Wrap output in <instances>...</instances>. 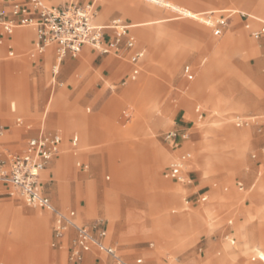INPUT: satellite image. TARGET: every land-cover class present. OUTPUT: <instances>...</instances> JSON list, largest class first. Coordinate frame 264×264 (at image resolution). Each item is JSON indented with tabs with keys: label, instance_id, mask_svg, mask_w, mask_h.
Masks as SVG:
<instances>
[{
	"label": "rangeland",
	"instance_id": "rangeland-1",
	"mask_svg": "<svg viewBox=\"0 0 264 264\" xmlns=\"http://www.w3.org/2000/svg\"><path fill=\"white\" fill-rule=\"evenodd\" d=\"M80 1L95 3L96 24L119 19L132 27L146 52L140 73L125 84L124 78L132 70L129 54H101L91 46H84L90 52L85 53L83 47L76 56L67 54L60 62L54 47L53 60L47 64L45 52L37 51L36 28L29 43H11L13 56L0 45V123L8 126L0 137V160L9 153L22 152L41 128L59 132L62 148L47 170L66 158L67 168L61 178L53 172L45 177L44 172V192L60 210L76 211L79 222L101 221L108 229V242L118 245L129 259L142 258L145 264H264L254 252L264 251L259 242L264 240V187L259 190L264 183V136L252 121L248 126L236 125L237 117L264 115V65L260 62L264 61V40L255 41L240 16L243 12L264 18L253 7L257 0H106L108 9L100 0ZM44 2L49 7L61 3ZM134 7L143 13L136 16L129 11ZM225 9L236 15L223 35L217 36L207 26L204 14ZM195 12L204 14L190 17ZM159 19L160 23L133 28L137 22ZM238 25L241 33L236 42L231 35ZM29 29H17L16 37ZM139 32L151 36V43H145ZM246 40L259 44L260 52L246 51ZM35 55L41 60L33 58ZM112 59L121 64L119 72L107 68ZM67 60L71 66H66ZM20 98L28 99L27 110ZM233 101L244 109L236 110ZM198 107L204 112L202 120ZM18 118L31 129L18 127ZM79 119L90 121L92 133L79 132ZM183 129L189 139L177 154L185 150L193 154L185 168L191 185L164 176L177 160L172 161L177 154H169L165 136ZM75 136L79 138L76 146L72 141ZM87 143L91 144L89 151L84 148ZM121 149L134 163V176H119L120 185L113 187L111 150L120 164ZM152 150V170L147 171ZM79 163L87 164L88 169ZM88 185L94 192L93 198L90 189L87 199L89 214L84 197L78 194L80 189L88 191ZM64 186L68 191L65 206L61 202ZM166 186L175 199L162 204L158 194ZM12 191L0 190V264H75L68 260L67 242L62 249L54 246L51 214L28 206L19 194L10 196ZM102 193L114 215L107 204L99 205ZM203 193L208 201L198 203L196 199ZM95 204L102 209L98 211ZM6 207L10 210L5 214ZM33 214L47 220L42 235L34 225L24 226L23 219ZM19 231L20 237L15 235ZM76 264L112 263L93 253Z\"/></svg>",
	"mask_w": 264,
	"mask_h": 264
},
{
	"label": "built area",
	"instance_id": "built-area-1",
	"mask_svg": "<svg viewBox=\"0 0 264 264\" xmlns=\"http://www.w3.org/2000/svg\"><path fill=\"white\" fill-rule=\"evenodd\" d=\"M0 27L4 37H12L16 30L34 26L37 31V51L43 54L45 49L53 45L56 47L58 57L63 59L67 54L76 56L84 46H91L101 54H120L126 50L131 52V63L134 66L131 79L134 80L140 73V65L145 57V51L137 48L136 39L130 33V28L121 20L113 21L109 26L95 24L96 11L92 4L69 3L64 7H48L42 0H0ZM231 13L222 15L217 12L204 14L205 20L213 25L214 33L222 36L229 26ZM243 19H255L247 14H241ZM256 20V19H255ZM259 21V20H257ZM261 27L251 32L256 39L264 37V20H260ZM250 29V25L246 26ZM106 30L115 32L112 40L108 41ZM3 44V39L0 40ZM13 54L11 53V56ZM126 84V82H125ZM198 112L200 110L198 109ZM203 115H200V119ZM251 121L258 126L259 133L264 136V115L261 117H237V127L250 125ZM18 126H24V121L17 120ZM5 129L0 126V137ZM168 140H188V133L177 131L166 135ZM62 139L59 135L40 132L38 136L30 139L22 153H9L0 160V188H10L9 193L19 194L30 207L39 208L53 216L54 246L62 248L64 241L74 232L68 250V260L71 263L84 261L87 254H102L114 264H143L142 259L135 263L129 262L114 246L106 244L107 229L101 221L95 224H80L75 211L63 212L58 209L42 189L41 176L49 163L60 152ZM78 138L73 140L76 146ZM193 156L189 152L181 154L169 166L165 176L177 182H185L183 173ZM84 170L88 166L78 164ZM243 189V186L240 185ZM232 244L235 241L231 240Z\"/></svg>",
	"mask_w": 264,
	"mask_h": 264
},
{
	"label": "crops",
	"instance_id": "crops-1",
	"mask_svg": "<svg viewBox=\"0 0 264 264\" xmlns=\"http://www.w3.org/2000/svg\"><path fill=\"white\" fill-rule=\"evenodd\" d=\"M43 2H44V0H42ZM61 1V3L58 5V6H53V7H64V6H66V5H68L69 3H72V2H74V3H80V4H82L81 3V1L80 0H60ZM45 3V2H44ZM46 4V3H45ZM88 4H92L93 6H94V9H95V3L93 2V3H88ZM47 5V4H46ZM48 6V5H47ZM49 7V6H48ZM254 7V6H253ZM0 8H1V6H0ZM253 9V8H252ZM95 11H96V9H95ZM210 12H217V13H219V14H222V15H228V13H231V16H230V19H229V22H230V20L233 18V16H235L236 14L234 13V11H232V10H230V9H225V10H219V11H210ZM206 13H208V12H206ZM237 14H240V12L239 13H237ZM241 14H247V15H249V16H251L252 18H255V19H244L245 21V27L247 26V24H249L250 25V29H248L247 27H246V29L249 31V33H250V36L255 40V41H261V40H264V37H262V38H260V39H256V38H254L253 36H252V34H251V32L253 31V30H257V29H259L260 27H261V22H260V20H264V18H261V17H258V16H256V15H254V14H248V13H241ZM241 14H240V16H241ZM242 18V17H241ZM243 19V18H242ZM116 20H119V19H116ZM257 20H259V21H257ZM113 21H115V20H112V21H110V23L109 24H106V25H101V24H96V25H99V26H104V27H107V26H109ZM237 21V20H236ZM208 22L206 21V24H207ZM125 24V23H124ZM125 25H127V24H125ZM129 28H130V33H131V35H133L134 37H135V39H136V43H137V48L138 49H142V50H144L145 51V49L144 48H142V47H140L139 46V44H138V40H137V37H136V35L132 32V28L130 27V25H127ZM207 26L208 27H210V28H212V30L214 31V27H213V25H211V24H207ZM28 28H31V29H29V30H27V31H21V32H19L18 34H17V37H16V35L14 34L12 37H9V38H7V37H4L3 36V34H2V29H1V32H0V40L1 39H3V44H0L2 47H7L8 48V51H9V55L11 56V53L14 55V51H13V46L11 45V43L13 42V41H16V40H18L19 42H22V43H24V44H27V43H29V41H31V39L33 38V30H35V27L34 26H30V27H28ZM236 29H237V27H235L234 28V30L236 31ZM230 30V29H229ZM228 30V31H229ZM17 31V30H16ZM16 33V32H15ZM196 33H198V35H203V33L202 32H196ZM114 35H115V32L113 31V30H106V37H107V40L108 41H110V40H112V38L114 37ZM15 36V37H14ZM232 39L231 40H233V41H236L237 42V39L239 38V33L238 32H234L232 35ZM247 41V40H246ZM248 42V44H245V49H246V51H249L250 53H255L254 51L257 49L258 50V52H260V48H259V44H257V43H252V42H249V41H247ZM54 47L55 46H51L50 47V49L49 50H47L46 52H45V55H43V58H44V60H45V62L47 63V64H51V62H52V60H53V49H54ZM123 51H125L126 53H128L129 54V63L131 64V66H132V70H131V72L124 78V80H125V82L127 83L129 80H132L131 79V75H132V73H133V70H134V66H133V64L131 63V60H130V57H131V52H129V51H126V50H123ZM84 52L85 53H87V52H90V50L87 48V47H84ZM146 53V52H145ZM12 55V56H13ZM117 56H118V54H116ZM255 55V54H254ZM33 58H35V59H37L38 58V60L40 61L41 60V57H38V56H33ZM239 58H241V57H239ZM144 59V58H143ZM263 65H264V61H260ZM142 63V62H141ZM261 63H259V64H261ZM71 64H72V62L70 61V60H67L66 61V66L68 67V66H71ZM261 64V65H262ZM56 66V65H55ZM55 66H54V68H55ZM106 66H107V68H109V70H111V71H113V72H119V70H118V65L114 62V60L112 59V60H110V61H108L107 63H106ZM56 69L58 70L59 68L58 67H56ZM55 69V70H56ZM57 70H56V72H57ZM149 70H151V69H149ZM140 71H141V65H140ZM149 79H150V77H149ZM150 81V80H149ZM129 91V90H128ZM127 91V92H128ZM52 98V97H51ZM50 98V99H51ZM19 100H22V102H23V108L24 109H28L29 108V101H28V99H26V98H20V99H18V101ZM50 101V100H49ZM244 107V106H243ZM198 109L200 110V112H198ZM196 112L198 113V117H199V119H200V115L202 114L203 116H204V112L203 111H201V109L198 107L197 109H196ZM18 119H21V120H23L22 118H18ZM17 119V120H18ZM200 120H202V119H200ZM24 121V120H23ZM24 126H18V124H17V126L18 127H21V128H25L26 130H30L31 129V125H29V124H27L25 121H24ZM76 125H78L79 126V132H82V131H85V130H90V121L89 120H86V119H79L78 121H77V123H76ZM0 126L1 127H3L4 129H5V132H6V130H7V125H2L1 123H0ZM172 131H177V132H180V133H188V131L186 130V129H183L182 131H179V130H172ZM172 131H170V132H172ZM40 132H48V133H53V134H57V135H59L60 137H61V139H62V136H61V134L59 133V132H55V131H46V130H44V129H40L39 131H38V133L34 136V137H36V136H38V134L40 133ZM90 132L92 133V131L90 130ZM233 132V136H234V131H232ZM169 133V132H168ZM167 133V134H168ZM166 134V135H167ZM93 136V135H92ZM34 137H32V138H34ZM32 138H30V139H32ZM75 138H78V137H74L73 139H72V141L75 139ZM234 138H235V136H234ZM29 139V140H30ZM78 140H79V138H78ZM165 140H166V142L169 144V146H170V148H171V153H169L170 155L171 154H177L178 152H180L182 149H183V144L186 142L185 140H181V139H177V140H168V139H166V136H165ZM88 142H90V141H88ZM62 143H63V139H62ZM62 143H61V147H60V151H61V148H62ZM28 144V143H27ZM90 143H87L85 146H84V148H85V150H88L89 149V147H90ZM27 146V145H26ZM26 146H25V148H26ZM24 148V149H25ZM264 150V149H263ZM24 151V150H23ZM22 151V152H23ZM89 151V150H88ZM22 152H17V153H22ZM185 152H189V153H191L190 151H188V150H185V151H183V152H181V153H179V154H177V155H175V157L172 159V161L173 160H175V159H177L181 154H183V153H185ZM60 153V152H59ZM87 154H89L90 155V153L91 152H86ZM113 153V154H112ZM119 153H120V155H121V157H122V161H121V163L119 164V163H117L116 162V159L115 158H113L112 157V155H114V152H112V150H111V158H113L114 159V163H112L111 162V158H110V160H109V163H110V165H111V168H112V170L114 171V173H115V181L114 182H116V184L113 186V184H114V182H113V184H112V186L113 187H116L117 185H120V182L118 181V177L119 176H121V175H123V174H126V173H129V174H131V176H132V178H133V176H134V174H133V170H134V163H132V161L130 160V158H129V156H128V154L125 152V150L124 149H121L120 151H119ZM192 154V153H191ZM59 155V154H58ZM57 155V156H58ZM153 155H154V150H152V152H150V156L148 157L149 159L147 160V163H146V166H145V168H146V170L147 171H151L152 169H151V164L150 163H152L153 162ZM192 156H193V154H192ZM256 157V155L254 156V158ZM67 159L68 158H66L65 159V164H64V167H63V169H62V162H58V164L55 166V167H53V168H51V169H49V170H45V171H47V173H46V175H45V177H47L48 176V174L49 173H51V172H53V173H58L59 174V178H61V176H63V174L65 173V168H67ZM193 159V158H192ZM190 162H192V160L190 161ZM189 162V163H190ZM188 163V164H189ZM80 164H82V163H80ZM187 164V165H188ZM82 165H86V166H88L87 164H82ZM132 166V167H131ZM186 174H188V172H186V171H184V173H183V176L185 177V182H183L182 184H185V185H191V181H186ZM165 176V175H164ZM189 177V176H188ZM165 178L166 179H169V178H167L166 176H165ZM170 180H172V179H170ZM173 181H175V180H173ZM177 182V181H176ZM180 183V182H179ZM123 185V187H127V184H122ZM240 185H243L242 183H240L239 184V187H240ZM67 186V185H66ZM66 186H64V187H62V190H61V192H62V194H63V199H62V205L63 206H65V202H64V197H67V195H68V191H67V189H66ZM261 187H264V183L263 182H261L260 183V185H259V190H261L260 188ZM87 188H88V191H84V190H82V189H80L79 191H78V194H79V196L81 197V196H83L84 197V200H85V202H86V204H87V213L89 214V212H88V201H87V199H88V195H89V192H90V189H91V191H92V193H93V198H94V192H93V190H92V187L90 188L89 187V185L87 186ZM254 188V186H252V188L251 189H253ZM42 189H43V186H42ZM241 189V188H240ZM243 189H244V186H243ZM243 189H241V190H243ZM264 189V188H263ZM0 190H2V188L0 189ZM43 192H44V189H43ZM104 192V191H103ZM45 193V192H44ZM160 194H158V196H160V199H161V202H162V204H164V203H170L171 201H173L174 199H175V193L173 192V191H171L169 188H167V186L163 189V191L161 192H159ZM97 194H98V191H97ZM207 193H203V194H200L198 197H197V201H198V203H205V202H207L208 201V196L206 195ZM259 194V193H258ZM3 194H1L0 193V196H2ZM45 195L48 197V198H50V200L53 202V200H52V198L49 196V195H47L46 193H45ZM257 195V194H256ZM64 202V203H63ZM95 202V201H94ZM98 202H99V205H101V202H104L105 203V205L107 204L109 207H110V205L107 203V201L106 200H103V193H102V199H101V201H99V199H98ZM186 203L187 204H189V201H188V199L186 198ZM53 204L55 205V203L53 202ZM154 204H155V202L154 201H152V204H151V210H152V207L154 206ZM99 205H96L95 204V206L97 207V206H99ZM56 206V205H55ZM57 207V206H56ZM101 208V206H99V208H98V211H99V209ZM59 209V208H58ZM102 209V208H101ZM110 209H111V212H112V214L114 215V212H113V209L110 207ZM10 209L9 208H4V213L6 214L8 211H9ZM46 212V211H45ZM64 212V211H63ZM76 212V211H75ZM102 212H103V210H102ZM20 216H22L21 214H20V211H19V213H18ZM50 214V213H49ZM103 214H104V212H103ZM35 214H33L32 216H34ZM107 218H108V216L106 215V214H104ZM31 216V217H32ZM52 216V215H51ZM76 216H77V213H76ZM31 217H27L26 219H23L24 221V223H25V227H26V224H27V221H28V219H30ZM130 218H132V217H130ZM109 219V218H108ZM110 221L112 220V219H109ZM163 220H166V217L165 218H163ZM53 221H54V219H53V216H52V232H53ZM77 221H78V223H80V224H85V223H83V222H79V219H78V216H77ZM170 222V221H169ZM232 220H230L229 221V225H232ZM40 226H41V228H43V229H47V220L45 219V220H41L40 221ZM116 224V223H115ZM106 228V227H105ZM107 229V228H106ZM107 232H108V229H107ZM247 234H249V236H250V238H251V235H250V233L249 232H247ZM246 234V235H247ZM73 237H74V232H71L70 233V235H69V237L68 238H66V240L64 241V243H63V246H62V248H64V245H65V243L67 242V244H68V249H67V256H68V250H69V247H70V243H71V240L73 239ZM54 240V239H53ZM232 240L233 241H235V243H236V240L234 239V238H232ZM252 240V239H251ZM106 244H108V245H112V246H114V247H116L120 252H121V254L129 261V262H131V263H135V261L137 260V259H135V260H131V259H129L126 255H124L123 253H122V249L118 246V245H115V244H112V243H109L108 242V237H107V240H106ZM232 244V243H231ZM232 245H235V244H232ZM150 246H153V244H150ZM58 248V247H57ZM62 248H59V249H62ZM88 255H92V254H87L86 256H85V259H86V257L88 256ZM102 255V254H101ZM104 256V255H103ZM257 256V255H256ZM89 258H91V257H89ZM105 258H106V260L107 261H110L112 264H114L110 259H108L106 256H105ZM257 258L260 260V261H262L263 263H264V260L260 257V255H258L257 256ZM138 259H142V258H138ZM143 260V259H142ZM255 259H253V261H254ZM143 264H145L144 263V260H143ZM210 264H219V263H216V262H213V261H211L210 262ZM220 264H222V262L220 263Z\"/></svg>",
	"mask_w": 264,
	"mask_h": 264
},
{
	"label": "bare ground",
	"instance_id": "bare-ground-1",
	"mask_svg": "<svg viewBox=\"0 0 264 264\" xmlns=\"http://www.w3.org/2000/svg\"><path fill=\"white\" fill-rule=\"evenodd\" d=\"M102 3H104V5H105V8L106 9H108V3H107V1L106 0H100ZM254 7H255V11L258 13V14H261V15H264V0H257L256 2H255V4H254ZM129 11H131L132 13H134V14H136V16H140V14L141 13H143V11L142 10H140V9H138L137 7H134L133 9H129ZM235 12L237 13L238 12V10L236 9L235 10ZM204 13L203 12H195V13H192L191 15H190V17H197V16H200V15H203ZM102 15V14H101ZM104 15L105 14H103L102 16L104 17ZM189 16V15H188ZM160 21H161V19H159V20H156V21H145V22H137L135 25H133V28L134 27H138V26H145V25H152V24H155V23H160ZM155 22V23H154ZM132 28V27H131ZM237 32H239V33H241V31L239 30V25L237 26ZM142 32H139V36H140V38L145 42V43H147V44H149V43H151V40H152V37L151 36H149V35H147V34H145V35H142L141 34ZM51 46H53V45H50V46H48L46 49H45V52L48 50V48H50ZM62 59L60 58V57H58V62H60ZM118 65V68H120L121 67V64L120 63H118L117 64ZM57 67L58 68H60V63H58L57 64ZM233 104H235V109L236 110H240V111H242L243 109H244V107L242 106V105H240L239 104V102L238 101H233L232 102ZM250 119V118H249ZM63 125V124H62ZM89 136V135H88ZM241 140H243L244 142H245V139L243 138V136L241 137ZM238 140L237 139H235V142H237ZM62 159V158H61ZM60 162H62L63 164H62V167H64V164H65V159L63 160V161H60ZM173 164V163H172ZM45 172V171H44ZM44 172L42 173V176L41 177H43V174H44ZM46 173H47V171H46ZM16 193H14V195H15ZM1 210H2V207L0 206V216H1ZM41 220H45V218H41V216L39 215V214H36L35 216H32L30 219H28V221H27V224H29V225H34L36 228H37V230H38V233L40 234V235H42V233H41V230L43 229V228H41V226H40V221ZM36 231V230H35ZM36 234V233H35ZM16 236H19L20 237V231H19V233H16L15 234ZM246 237H247V235H246ZM249 239V238H248ZM259 242L261 243V245H262V247L264 248V240H261V238L259 239ZM246 247V246H245ZM254 252H258V254L260 255V257L264 260V251H260V250H255ZM225 254H228V255H233V254H231L230 252H226Z\"/></svg>",
	"mask_w": 264,
	"mask_h": 264
}]
</instances>
